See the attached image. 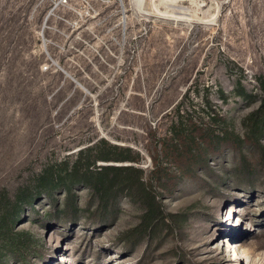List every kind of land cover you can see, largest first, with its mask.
<instances>
[{"label":"rangeland","instance_id":"obj_1","mask_svg":"<svg viewBox=\"0 0 264 264\" xmlns=\"http://www.w3.org/2000/svg\"><path fill=\"white\" fill-rule=\"evenodd\" d=\"M259 79L264 0H0V264H264Z\"/></svg>","mask_w":264,"mask_h":264},{"label":"trees","instance_id":"obj_2","mask_svg":"<svg viewBox=\"0 0 264 264\" xmlns=\"http://www.w3.org/2000/svg\"><path fill=\"white\" fill-rule=\"evenodd\" d=\"M259 83H260V85H261V89H262V96H261V103H260V106H259V109L257 110V111H255L253 114H252V116L251 117H253L254 115H258V114H262L263 115V120L262 121H264V82L262 81V80H260L259 79ZM261 123H263V122H261ZM114 149V148H113ZM111 170H114V171H130V170H132L131 168H110ZM73 171H77V172H83L82 173V175L84 176V177H86L88 174H90L91 172H90V170H89V167H88V165H84L83 167H79L78 165H76V166H74V168H73ZM65 175V174H64ZM51 178V177H50ZM60 179V178H59ZM39 181H40V183H41V185H44V177H41L40 179H39ZM100 183H101V180H98ZM93 188L95 189V190H97L98 191V182L97 181H95V182H93ZM149 220L151 219V218H148ZM146 221V220H145ZM147 224V223H146Z\"/></svg>","mask_w":264,"mask_h":264}]
</instances>
